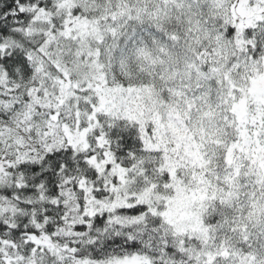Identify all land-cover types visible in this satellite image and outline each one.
<instances>
[{
  "label": "snow or ice",
  "instance_id": "6c2138e0",
  "mask_svg": "<svg viewBox=\"0 0 264 264\" xmlns=\"http://www.w3.org/2000/svg\"><path fill=\"white\" fill-rule=\"evenodd\" d=\"M0 264H264V0H0Z\"/></svg>",
  "mask_w": 264,
  "mask_h": 264
}]
</instances>
